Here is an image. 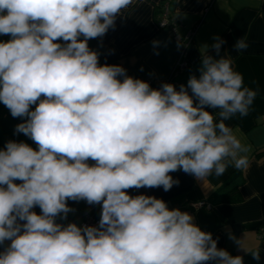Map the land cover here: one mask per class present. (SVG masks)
I'll return each instance as SVG.
<instances>
[{"label":"clouds","instance_id":"1","mask_svg":"<svg viewBox=\"0 0 264 264\" xmlns=\"http://www.w3.org/2000/svg\"><path fill=\"white\" fill-rule=\"evenodd\" d=\"M132 3L0 0V35L10 37L0 41V103L22 118L15 133L36 145L0 149V245L9 242L0 264H243L190 213L127 190L167 192L178 170L204 180L246 169L250 145L225 121L246 116L256 92L221 55L219 36L179 89L100 64L88 41ZM247 47L242 37L234 44ZM69 200L100 204L98 224L58 223L74 211Z\"/></svg>","mask_w":264,"mask_h":264},{"label":"crops","instance_id":"2","mask_svg":"<svg viewBox=\"0 0 264 264\" xmlns=\"http://www.w3.org/2000/svg\"><path fill=\"white\" fill-rule=\"evenodd\" d=\"M168 1L133 0L116 18L115 28H110L103 37L89 40V47L99 53L100 64L120 65L129 76L147 81L153 88L167 82L179 89L191 74L199 75L202 46L212 45L214 37L219 36L225 41L221 55L232 59L233 69L242 75L244 86L256 92L246 116L236 114L225 121L227 126L239 130L237 135L243 143L250 145L249 165L239 170L230 165L222 176L213 173L204 180L182 172L173 175L179 184L167 192L162 187L127 191L132 196H155L167 202L169 208L190 213L201 230L217 239L218 248L242 256L243 264H264V155H261L264 151V0H170V18L181 25L176 37L157 26L160 10ZM190 31L194 36L185 49L183 38ZM241 37L248 47L236 51L234 44ZM9 39L0 35V41ZM153 41L159 43L154 46ZM208 52L215 55L211 47ZM183 57L189 68L182 76L171 79L176 62ZM208 110L213 111L219 122V110ZM21 122L22 118L12 117L0 103V149L9 140L23 141L36 148L29 137L15 133V126ZM230 192L235 194L227 200ZM200 203L205 206L194 207ZM68 205L74 211L66 219L58 217V223L80 225V219L89 212L100 218V204L69 200ZM33 211L39 214V207ZM230 234L236 239L230 238ZM236 240H240L241 246ZM8 243L0 245V251ZM256 251H259L258 260L251 255Z\"/></svg>","mask_w":264,"mask_h":264},{"label":"built area","instance_id":"3","mask_svg":"<svg viewBox=\"0 0 264 264\" xmlns=\"http://www.w3.org/2000/svg\"><path fill=\"white\" fill-rule=\"evenodd\" d=\"M169 2H170V0L162 6L160 13H159V16H158L157 26L160 30H168L169 33L171 34V36L176 37V36H178V34L180 32L181 25L179 23L173 21L170 18V13H169V8H168ZM193 36H194L193 31L188 32L184 36L183 45H184L185 49H187L189 47V45L193 39ZM188 68H189L188 62L184 59V57L180 58L174 66V69H173L172 74H171V79L182 76L187 71ZM202 206H205V204L200 203V204L194 205V207H202ZM99 219L100 218L95 215V212H89V213L85 214L80 219V225L95 226L98 224Z\"/></svg>","mask_w":264,"mask_h":264},{"label":"trees","instance_id":"4","mask_svg":"<svg viewBox=\"0 0 264 264\" xmlns=\"http://www.w3.org/2000/svg\"><path fill=\"white\" fill-rule=\"evenodd\" d=\"M100 62V61H99ZM264 155V151L261 153V155ZM260 155V154H259ZM183 171H180V170H178V171H176V172H173V173H171V175L173 176V175H176V174H179V173H182ZM235 194V192H230V193H228L227 195H226V199L228 200L229 198H231L230 196H232V195H234ZM39 213H40V208H39Z\"/></svg>","mask_w":264,"mask_h":264}]
</instances>
